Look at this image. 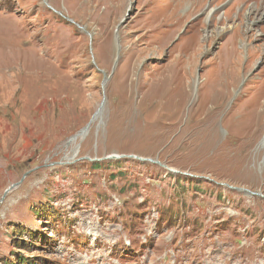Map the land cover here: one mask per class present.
<instances>
[{
  "label": "rangeland",
  "instance_id": "374dc122",
  "mask_svg": "<svg viewBox=\"0 0 264 264\" xmlns=\"http://www.w3.org/2000/svg\"><path fill=\"white\" fill-rule=\"evenodd\" d=\"M46 2L0 0V264H264V0Z\"/></svg>",
  "mask_w": 264,
  "mask_h": 264
},
{
  "label": "trees",
  "instance_id": "16d2710c",
  "mask_svg": "<svg viewBox=\"0 0 264 264\" xmlns=\"http://www.w3.org/2000/svg\"><path fill=\"white\" fill-rule=\"evenodd\" d=\"M68 23V22H66ZM69 26H74V25H70L68 24ZM75 29H78L76 26H74ZM79 31V29H78ZM95 72H99V71H95ZM100 73V72H99ZM109 167H112V164L111 166ZM94 170H99L98 166L94 165ZM173 179L175 180V182L179 183L181 182L184 178L180 175H175V176H172ZM187 179V182H191L192 183V179ZM213 186V185H211ZM194 189H196L197 187H193ZM181 202H174V203H171L167 208H161V210L159 211L160 215H159V218H158V221H160L161 223H164L166 224L167 226L168 225H171L173 222V218L179 216L182 213H184V215L188 214V208L186 209H183L182 211V208L183 206L180 204ZM48 209L45 207V208H39L37 209L36 213L37 214H46L48 213ZM55 213V212H54ZM54 220L53 218H51V221ZM175 224V223H174ZM193 224V223H192ZM196 225V224H194ZM201 226H199V229L198 230H201L200 229ZM15 263H18V264H35L33 261H29V259L27 258H23V257H18L16 260H14ZM3 264H5V262H2ZM6 264H10V263H6Z\"/></svg>",
  "mask_w": 264,
  "mask_h": 264
},
{
  "label": "water",
  "instance_id": "95a60500",
  "mask_svg": "<svg viewBox=\"0 0 264 264\" xmlns=\"http://www.w3.org/2000/svg\"><path fill=\"white\" fill-rule=\"evenodd\" d=\"M130 15H131L130 11H127L125 17L119 22L118 27L116 28V32H117L122 26H125L126 21H127L128 18L130 17ZM80 29H81L82 32H84V29H83V28H80ZM90 37H91V36H89V38H90ZM115 40L118 41V39H117V35H115ZM103 79H104V81H107L106 78L103 77ZM100 108H101V106H100ZM100 108H99V110H97V112L94 114V116L98 114V112L100 111ZM90 123H91V122H90ZM90 123H89V124H90ZM89 124H88L86 127H84L83 129H81L77 134H75L74 137L70 138L69 142H75V140H76L77 138H79V139L82 140V139L84 138L85 134H86L87 131H88ZM12 187H13V186H12ZM8 191H9V189L6 190V193H7Z\"/></svg>",
  "mask_w": 264,
  "mask_h": 264
}]
</instances>
